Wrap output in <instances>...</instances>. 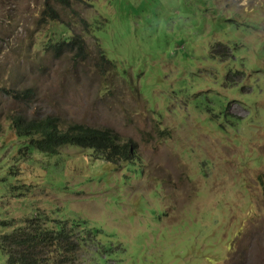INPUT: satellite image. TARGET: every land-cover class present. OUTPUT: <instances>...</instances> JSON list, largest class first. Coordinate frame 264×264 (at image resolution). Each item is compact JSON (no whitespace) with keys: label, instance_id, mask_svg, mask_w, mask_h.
<instances>
[{"label":"rangeland","instance_id":"obj_1","mask_svg":"<svg viewBox=\"0 0 264 264\" xmlns=\"http://www.w3.org/2000/svg\"><path fill=\"white\" fill-rule=\"evenodd\" d=\"M43 8L0 0V234L65 227L57 264H264V0L55 3L83 56L51 50ZM12 115L110 129L135 156L25 151Z\"/></svg>","mask_w":264,"mask_h":264},{"label":"trees","instance_id":"obj_2","mask_svg":"<svg viewBox=\"0 0 264 264\" xmlns=\"http://www.w3.org/2000/svg\"><path fill=\"white\" fill-rule=\"evenodd\" d=\"M70 1L44 0L42 14L50 22V40L54 39L50 48L55 53L68 50L84 55L82 39L78 34H66L69 31L68 25L58 19V13L54 8L55 3L69 7ZM81 54L79 55L83 56ZM6 92L13 98H28L33 94V89H9ZM10 123L13 133L24 138L25 151L32 146L38 151L56 154L61 147L74 145L90 148L98 157L111 163L121 160L128 162L135 156L133 142L119 141L116 133L110 129L91 127L76 122L61 127L58 117L54 115L35 118L12 115ZM2 224L9 223L2 222ZM45 228L28 220L26 225L0 234V250L6 254L5 264H57L64 263L67 260H65L66 257H70L69 260L72 261L75 256L74 250L78 245L76 241H71L66 228L63 226L60 230Z\"/></svg>","mask_w":264,"mask_h":264}]
</instances>
